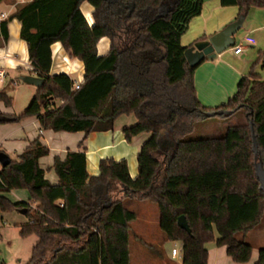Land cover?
I'll list each match as a JSON object with an SVG mask.
<instances>
[{
  "label": "trees",
  "instance_id": "obj_1",
  "mask_svg": "<svg viewBox=\"0 0 264 264\" xmlns=\"http://www.w3.org/2000/svg\"><path fill=\"white\" fill-rule=\"evenodd\" d=\"M83 2L94 9L92 27L80 10ZM219 3L237 6L238 17L252 8L264 9V0ZM202 4L203 0H31L0 20L5 41L8 23L19 21L30 65L43 80L23 112L0 111V124L36 116L43 131H82L85 140L91 133L113 130L117 117L132 114L135 123L122 129L126 141L148 134L137 152L135 178L126 160L111 158L99 161V175H89L84 140L64 159L55 156V184L39 165L49 154L39 137L17 160L1 167L0 211L26 209L19 236L38 238L26 264H130L129 231L136 214L125 208V199L157 206L165 241L181 246V264H207L208 243L224 246L236 263L250 260L253 248L244 239L264 212L252 151L253 133L264 167V80L253 70L258 64L264 68V50L227 104L203 107L194 87L196 67L187 63L180 39L192 18L201 14ZM103 37L111 41L110 49L99 56L97 44ZM56 42L83 63V81L76 90L69 75L50 74L51 46ZM0 102L12 105V97L1 89ZM212 110H229L232 115L241 111L245 120L228 126L221 137L190 139L203 113ZM19 188L29 190L35 208L8 198ZM181 215L190 234L178 226ZM148 247L160 257L157 248ZM253 264H264V247Z\"/></svg>",
  "mask_w": 264,
  "mask_h": 264
},
{
  "label": "crops",
  "instance_id": "obj_2",
  "mask_svg": "<svg viewBox=\"0 0 264 264\" xmlns=\"http://www.w3.org/2000/svg\"><path fill=\"white\" fill-rule=\"evenodd\" d=\"M18 5L17 0H3L0 3V12L9 17L15 12ZM202 6L201 14L192 18L187 30L180 37L181 45L185 48L191 47L197 41L208 40V37L221 31L238 18L239 9L237 6H221L219 0H203ZM80 10H82L88 25L92 27L94 9L87 2H83L80 5ZM243 21L244 32L240 43H237L236 35L234 36L235 45L242 46L241 52L234 54V45L215 58L205 59L194 70V87L197 99L207 109L227 104V100L237 91L238 81L242 76L251 72V68L258 60V52L264 50V9L258 7L250 9ZM7 28L8 40L5 41L0 36V68L3 69L6 77L3 82H0L1 90H4L7 85H15L16 81L11 76L19 69L28 72L25 76H36L28 60L27 44L20 39L19 21L14 18L8 23ZM110 44L111 41L108 38H101L97 44V54L105 55L110 49ZM51 59L50 74L65 73L74 82L83 81V63L70 58L61 43L56 42L51 46ZM253 70L257 76L263 75L264 77V68H261L259 64ZM74 76L76 77L74 78ZM0 111L6 114H16L12 111L11 106L6 107L3 102H0ZM244 120V116H242L236 124H239V121L243 123ZM135 121L133 115H121L115 119L113 130L91 133L84 140L82 131L76 133L55 132L51 129L43 131L36 116H32L24 118L16 124H0V150L4 151L11 160H17L33 140L39 137L40 141L49 149V154L39 160V165L44 170L46 179L55 184L58 182V177L51 168L55 156L64 159L67 151H77L80 143L84 140L85 165L89 175H99V161L111 158L114 161L126 160L130 177L135 178L138 174L137 152L148 136L147 133L144 136L142 135L144 133H141L132 137L130 142L126 141L122 129L130 127ZM232 125L235 124L232 119H229L225 123V131L228 126ZM167 130L168 128L165 127L164 132ZM1 167L0 165V170ZM123 203L127 209L126 205L130 201L125 199ZM30 205L35 208L36 203L32 202ZM13 212L21 215L18 227L26 223L25 213ZM132 224H130L129 234ZM155 244H157L155 246L160 257L155 254L156 256L151 258L150 264H181V246L178 242L165 241V237H162L161 242L158 241ZM168 244L170 246L166 248ZM206 248L208 250L207 264H253L257 258V253L254 255L252 251L251 258L247 263H236L227 256L224 246L208 243Z\"/></svg>",
  "mask_w": 264,
  "mask_h": 264
},
{
  "label": "rangeland",
  "instance_id": "obj_3",
  "mask_svg": "<svg viewBox=\"0 0 264 264\" xmlns=\"http://www.w3.org/2000/svg\"><path fill=\"white\" fill-rule=\"evenodd\" d=\"M243 28L244 26L235 36L237 43H240L242 39ZM27 74L26 70H17L11 76L16 81L15 85H7L4 89L12 97L11 109L17 114L25 110L36 93L37 87L32 84L28 85L22 80V77ZM261 78L264 80L263 75H261ZM130 115L132 114L122 116ZM242 116V112L238 111L233 116L227 118L213 116L201 119L196 123L195 130L189 138L195 140L221 137L225 133V123L229 119H232L234 124H236ZM142 135L144 136L145 134ZM7 196L13 202L21 200L32 203L30 192L25 188L13 190ZM129 201L130 203L126 205L127 209L136 214V220L131 225V232L129 234L130 264H150L151 258H155L156 255L148 246L156 248L155 245L157 244L155 243L161 242V238L164 237L159 228L158 209L151 202L133 199ZM262 215L260 224L250 230L244 239L253 248L254 255H256L260 248L264 247V212ZM20 219L21 215H18L17 212L0 211V264H26L31 257V249L36 244L37 238L35 236L26 238L19 236L18 222ZM237 237L242 238V234H238ZM169 246L170 244L166 248H169Z\"/></svg>",
  "mask_w": 264,
  "mask_h": 264
},
{
  "label": "water",
  "instance_id": "obj_4",
  "mask_svg": "<svg viewBox=\"0 0 264 264\" xmlns=\"http://www.w3.org/2000/svg\"><path fill=\"white\" fill-rule=\"evenodd\" d=\"M244 15H240L234 22L229 23L221 31L208 37V40L197 41L191 47L186 48L183 52L186 61L191 68L198 66L205 59L215 58L218 54L224 52L226 49L235 45L234 36L241 30L244 23ZM22 80L27 84H33L37 88L42 84V78L39 76H24ZM233 111L229 110H212L211 112H204V118H211L213 116H227L232 115ZM251 131L253 124L250 122ZM252 151L255 155V174L258 182L260 183V189L264 192V167L262 161L258 159L257 142L255 135L252 133ZM11 162V159L4 152H0V165L6 166ZM21 213H26V209H20ZM178 226L184 229L188 234L191 233L186 218L181 215L178 217Z\"/></svg>",
  "mask_w": 264,
  "mask_h": 264
},
{
  "label": "built area",
  "instance_id": "obj_5",
  "mask_svg": "<svg viewBox=\"0 0 264 264\" xmlns=\"http://www.w3.org/2000/svg\"><path fill=\"white\" fill-rule=\"evenodd\" d=\"M29 1L31 0H17V2L19 4H25V3H28ZM8 16L3 13V12H0V20H3V19H6ZM241 49H242V46L240 45H235L233 47V53L234 54H239L241 52ZM5 72L3 71V69L0 68V82H3L5 80ZM81 83V82H80ZM80 83L75 81L74 84H73V89H78L79 86H80Z\"/></svg>",
  "mask_w": 264,
  "mask_h": 264
}]
</instances>
